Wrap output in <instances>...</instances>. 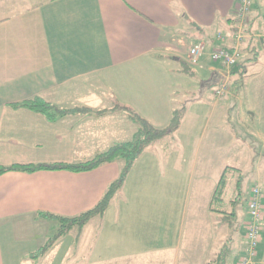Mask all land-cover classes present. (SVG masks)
<instances>
[{
    "label": "crops",
    "instance_id": "crops-1",
    "mask_svg": "<svg viewBox=\"0 0 264 264\" xmlns=\"http://www.w3.org/2000/svg\"><path fill=\"white\" fill-rule=\"evenodd\" d=\"M261 1L256 0L249 14V19H255L247 30L251 41L246 49L254 52L253 63L264 55ZM236 2L0 0V167L81 164L116 144L129 142L136 131L124 112L67 114L51 122L40 113L13 108L26 100L40 98L59 110L127 106L157 129L168 126L173 111L187 102L179 129L173 137L163 139L166 145H161L162 140L144 150L104 214L81 228L71 227L44 253L47 240L58 227L40 214L75 218L92 210L119 177L123 161L91 171H11L1 175L0 264H150L145 262L150 259L157 260L155 264L207 263L206 252L193 253L190 239L186 248L181 241L176 243L178 216L182 220L183 211L178 215L173 210L175 230L171 236L162 230L152 243L130 241L136 215L128 209L133 187L127 186L143 166L156 168L157 176L166 179L180 175L174 172L177 169L187 170L183 176L188 183L197 169L205 171L214 165L225 169L214 164L212 148L206 149L211 156L192 158L182 137L188 124L192 122L193 128L198 123V117H189L190 111L209 90L196 100H190L189 95L201 92L202 85L222 69L210 54L219 45L218 35L230 38ZM256 21L261 22V31ZM199 42L206 45L205 54L195 68L189 67L188 50ZM180 63L194 76L182 72ZM248 67L242 62L233 69L237 79L242 77L238 94L235 87L219 100L212 94L209 116L216 119L214 127L221 139L229 114L259 140L264 139V102L250 103L241 95ZM230 134V142L239 151L241 139L231 130ZM245 146L251 150L250 144ZM243 220L244 225L246 214ZM239 255L228 264H236Z\"/></svg>",
    "mask_w": 264,
    "mask_h": 264
},
{
    "label": "rangeland",
    "instance_id": "rangeland-1",
    "mask_svg": "<svg viewBox=\"0 0 264 264\" xmlns=\"http://www.w3.org/2000/svg\"><path fill=\"white\" fill-rule=\"evenodd\" d=\"M253 2L256 5V0ZM261 2L264 3V0ZM260 24L261 22L255 23L257 28L261 31ZM250 41V37L249 39H245V49L242 51L243 56L237 66L239 67L242 62L249 65L248 76L246 77L245 86L241 91V95L245 101L261 104L264 102V55L261 53L263 56L262 60L258 63H253L251 60L255 54L253 51H247L246 49ZM246 51L248 54L244 55ZM237 67L233 69L236 70ZM234 70L231 72L232 75ZM234 76L235 75L231 77V92L237 84V77ZM198 85L201 86L200 82ZM260 87L261 90H259ZM213 88L208 89L209 91L204 96L201 104L191 109L189 117H198V123L194 125L193 128L192 122L188 124L182 139L183 141L186 139L185 144L190 147V156L192 158L198 156L203 157L209 154L206 153V149L211 150L212 148L215 150L213 151L215 155L214 164L218 163L219 166L220 164L224 166L225 169L222 170L223 172L225 171L224 177L227 180L224 204L221 208L225 213L231 212V200L237 198V179L240 178L242 180V196L236 208V216L238 223H240L238 231L231 236L226 223H222L221 214L212 212L211 210L213 206H215V204L210 205L212 194L222 172V170L215 167L216 165L205 171L198 169L192 171L193 178L190 183H188L187 176H183L184 172L188 174L189 171L187 170L177 169L174 172H180V175L173 179H166L157 176L156 168L143 166L142 171L137 170L134 172L127 186L128 189H130L129 185L133 187L129 191V193H133L132 197H130L128 209L129 211H133L136 215V217L132 219L134 221V231L131 234L132 237L130 241L140 240L152 243L155 241L158 234L161 235L162 230H165L164 234H169L171 236L172 232L175 230V214L173 210H175L178 215H181L183 211V219L181 220V217L178 216L179 224L177 226L178 236L176 243H180L181 241L186 248V243L190 239L191 245H194L193 253H198L199 255L200 253L206 252L207 262L213 260L217 251L230 236L233 239L234 245L233 259L240 254L243 249L245 224L243 225L242 223H244L243 219L246 214V201L251 189L255 185H259L263 191L262 203L264 206V153H261V144L262 142L264 143V139L261 141L256 136L252 135V131L245 125H241L237 117H232V114H229V117H225L226 122L223 127L225 135L222 134V139L219 138L220 134L214 127L216 126V119L209 116V109L214 103V97L212 96ZM200 93L199 89L197 92L191 93L188 98L190 100L199 99ZM234 108L235 106L232 108V111ZM233 113L235 116V112ZM199 124H202L201 128ZM229 128L235 135L239 136L242 141L239 151H237L236 145H232V142H230L229 138L231 134ZM163 141L161 145L164 143L166 145L167 142H165V140ZM246 144H250L251 150L245 146ZM159 156H162L161 152H159ZM209 156H211V154H209ZM155 213H159L160 218H157ZM168 213L171 222L168 220ZM157 223L160 224L162 229H159V224L157 225ZM262 232L263 239L258 248V253L260 263L264 264V215ZM156 261L157 260L151 259L145 260V262H149L150 264H155Z\"/></svg>",
    "mask_w": 264,
    "mask_h": 264
},
{
    "label": "trees",
    "instance_id": "trees-1",
    "mask_svg": "<svg viewBox=\"0 0 264 264\" xmlns=\"http://www.w3.org/2000/svg\"><path fill=\"white\" fill-rule=\"evenodd\" d=\"M255 18L250 17L249 27L253 24ZM248 30V29H247ZM181 70L186 75L192 77L194 76L189 67L181 63ZM235 86V93L238 94L242 87V77L237 79ZM13 108H26L31 111L37 112L45 116L49 121L55 122L57 118L65 116L67 114H87L100 116L107 112H124L127 115L128 120L136 126V131L129 142L116 144L110 147L107 151L97 154L94 158L77 165H66V164H55V165H35V166H11V167H0V176L11 171H18L24 173H33L41 170H63V171H91L98 168L99 166L107 163H112L117 160H122L124 165L119 174L117 180L112 182L106 189L103 197L97 203V205L90 211L75 217V218H62L56 217L49 214H40V217L55 223L58 227L55 233L49 237L47 243L42 250L46 252L53 245V243L64 233H66L71 227L77 226L79 228L83 227L91 218L95 216H101L107 210L113 197L117 192L123 187L126 177L131 171L133 165L144 152L145 149L154 145L155 143L162 141L166 137H173L174 133L179 129L181 122L187 111V102L175 109L172 113V117L168 126L163 129H157L151 125L147 120L141 117L137 112L127 106L116 105L109 110L93 111L86 107H76L71 110H59L55 106L47 103L40 98H33L26 100L19 104L13 105ZM225 171L221 175L215 190L212 194L210 205H214L212 212H217L221 214L222 223H226L231 236L240 228V223H238L236 208L239 205V199L242 196V180L237 179V198L231 200L230 209L231 212L225 213L222 210V205L224 204V194L227 186V180L224 177ZM239 224V225H238ZM229 237L221 248L217 251L212 261L206 264H228L231 259H233V239Z\"/></svg>",
    "mask_w": 264,
    "mask_h": 264
},
{
    "label": "built area",
    "instance_id": "built-area-1",
    "mask_svg": "<svg viewBox=\"0 0 264 264\" xmlns=\"http://www.w3.org/2000/svg\"><path fill=\"white\" fill-rule=\"evenodd\" d=\"M254 0H237L234 26L229 37L218 35L219 45L211 52L210 58L219 64L223 79L213 88V96L222 99L231 91V72L239 65L245 49V39H249L247 29L249 27V14ZM206 51V45L202 42L193 44L187 54L186 64L196 67ZM263 191L259 185H255L246 201V221L244 230L243 249L240 252L236 264H261L258 248L263 239Z\"/></svg>",
    "mask_w": 264,
    "mask_h": 264
},
{
    "label": "water",
    "instance_id": "water-1",
    "mask_svg": "<svg viewBox=\"0 0 264 264\" xmlns=\"http://www.w3.org/2000/svg\"><path fill=\"white\" fill-rule=\"evenodd\" d=\"M223 79V75L220 73V72H215L211 78L202 85V91H201V94L202 92L205 90V89H211L213 88L214 86H216L221 80Z\"/></svg>",
    "mask_w": 264,
    "mask_h": 264
}]
</instances>
